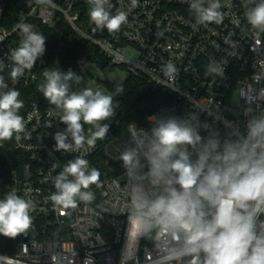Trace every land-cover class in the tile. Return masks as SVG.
<instances>
[{
    "label": "built area",
    "instance_id": "1",
    "mask_svg": "<svg viewBox=\"0 0 264 264\" xmlns=\"http://www.w3.org/2000/svg\"><path fill=\"white\" fill-rule=\"evenodd\" d=\"M83 2L0 0V77L8 88L20 92L23 107L18 115L25 124L23 132L0 140V199L15 192L34 205L26 232L14 239L0 235V264H7L3 258H10L13 264H188L191 257L173 255L180 245L170 236L157 228L143 233L128 219L135 187L140 186L150 199L164 194L167 187L163 181L152 183L143 155L136 177H130L119 160L126 148L136 146L141 132L150 135L155 117L148 118L149 127L130 122L124 131L116 132L110 126L94 148L85 144L75 152L55 151L53 136L66 128L60 121L63 110L27 94L47 67L46 51L32 69L13 80L11 51L22 40L16 25L28 23L37 32L39 25L52 27L64 21L82 39L96 45L110 66L185 103L189 110L185 124L197 129L204 140L218 137L223 142L244 132L250 118L264 115V29L254 28L246 18L253 0H219L220 23L198 22L190 9L191 0H137L135 8L131 0H109L112 15L125 11L128 16L116 32L97 28L90 12L84 14ZM209 2L212 0H206L205 6ZM169 62L178 70L171 80L162 71ZM77 63L88 71L94 66L103 72L85 58ZM81 79L74 82L75 91ZM117 112L118 106L112 117L100 123L111 124ZM94 131L92 125L84 124L86 136ZM181 147L193 160L197 158L200 145ZM77 156L87 159L89 168L99 170L100 180L87 189L94 194L91 202L77 197L76 207L65 209L50 199L57 191L54 178ZM260 221L264 215L257 222L264 231ZM28 233L34 237H22Z\"/></svg>",
    "mask_w": 264,
    "mask_h": 264
},
{
    "label": "clouds",
    "instance_id": "2",
    "mask_svg": "<svg viewBox=\"0 0 264 264\" xmlns=\"http://www.w3.org/2000/svg\"><path fill=\"white\" fill-rule=\"evenodd\" d=\"M88 2L92 5L90 19L97 28L116 32L127 22L125 11L110 13L109 0ZM253 3L246 12L247 21L254 28L264 29V0ZM205 4L206 0H191L190 9L198 22L220 23L223 16L218 10L219 0ZM136 6L137 0H131V7ZM16 27L22 40L11 51L13 80L32 69L46 51V37L33 31L32 25L21 22ZM162 71L171 80L178 70L169 62ZM74 76L72 70L45 71L40 89L45 99L63 110L60 121L66 128L56 132L53 139L54 150L64 153L79 151L85 144L94 148L111 126L100 122L113 116L111 96L91 88L70 91L69 81ZM19 97L20 92L8 88L0 77V140L24 131L23 117L18 115L23 107ZM84 124L92 125L95 131L86 136ZM197 145L200 150L195 160L181 147ZM141 155L147 161L152 183L163 181L167 185L164 194L154 199L148 198L140 186L133 189L128 219L135 221L141 232L157 228L170 236L180 245L173 255L191 257L188 264H264V231L257 224L259 216L264 215V115L250 118L244 132L223 142L218 137L204 140L197 129L175 117L159 120L150 135L141 132L136 146L120 154L119 160L130 177H136L142 167ZM99 180V170L89 168L88 160L77 156L55 176L57 191L50 199L65 209L76 207L77 197L91 202L94 194L87 189L98 185ZM33 207L31 200L7 193L0 199V235L14 239L26 232L32 224L29 213ZM259 223L264 225V221ZM3 259L13 264L10 258Z\"/></svg>",
    "mask_w": 264,
    "mask_h": 264
},
{
    "label": "trees",
    "instance_id": "3",
    "mask_svg": "<svg viewBox=\"0 0 264 264\" xmlns=\"http://www.w3.org/2000/svg\"><path fill=\"white\" fill-rule=\"evenodd\" d=\"M91 7L88 0H84L82 6L84 14L88 16ZM88 31L94 34L91 29ZM37 32L46 37L47 67H54L62 72L72 70L75 73L73 80L69 81L70 91H75L73 88L75 81L91 75L87 69L77 63L78 59L85 58L103 71L115 68L110 66L109 60L101 54L96 45L82 39L64 21H60L52 27L39 25ZM102 84L107 89L113 90L114 86L109 81H104ZM27 94L31 98L38 99L42 104L54 105L39 96L37 87L28 90ZM116 102L118 112L110 124L116 132L124 131L130 122L149 127L151 122L148 118L151 116L155 117L153 126L159 120H167L172 117L185 123L189 113L188 106L178 100L174 94L163 89H154L145 80L133 75H128L116 92ZM22 237L29 238L34 235L28 233Z\"/></svg>",
    "mask_w": 264,
    "mask_h": 264
},
{
    "label": "rangeland",
    "instance_id": "4",
    "mask_svg": "<svg viewBox=\"0 0 264 264\" xmlns=\"http://www.w3.org/2000/svg\"><path fill=\"white\" fill-rule=\"evenodd\" d=\"M52 69H54V67L44 68L40 73V78H39L37 85H36V87L38 88L39 96L43 99H45V97L43 96L40 89L45 82L44 72L50 71ZM89 71L91 72V75L86 76L80 80V86L76 89V92L82 91L85 88H91L93 91L99 90L102 93L112 97V101H113L112 107L115 108L117 106L116 92L118 91L120 86L123 84V82L127 78V76H128L127 71L123 70L119 67H115L113 70L107 69V70L101 72L98 69H96L94 66H90ZM97 78L100 80V82L96 81ZM104 81H109L110 83H112L114 86L113 90L107 89L102 84V82H104ZM45 100H47V99H45Z\"/></svg>",
    "mask_w": 264,
    "mask_h": 264
},
{
    "label": "water",
    "instance_id": "5",
    "mask_svg": "<svg viewBox=\"0 0 264 264\" xmlns=\"http://www.w3.org/2000/svg\"><path fill=\"white\" fill-rule=\"evenodd\" d=\"M124 136H125V134H124Z\"/></svg>",
    "mask_w": 264,
    "mask_h": 264
}]
</instances>
